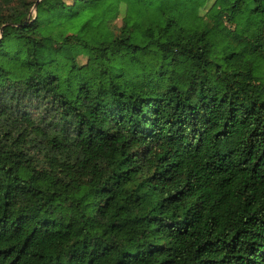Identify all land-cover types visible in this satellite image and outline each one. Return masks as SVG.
Segmentation results:
<instances>
[{
	"label": "trees",
	"instance_id": "16d2710c",
	"mask_svg": "<svg viewBox=\"0 0 264 264\" xmlns=\"http://www.w3.org/2000/svg\"><path fill=\"white\" fill-rule=\"evenodd\" d=\"M0 264H264V0L0 13Z\"/></svg>",
	"mask_w": 264,
	"mask_h": 264
},
{
	"label": "rangeland",
	"instance_id": "374dc122",
	"mask_svg": "<svg viewBox=\"0 0 264 264\" xmlns=\"http://www.w3.org/2000/svg\"><path fill=\"white\" fill-rule=\"evenodd\" d=\"M132 2H141L143 0H130ZM20 2V0H12L11 3H6L3 4L0 0V13L2 14H7L10 9L12 7H14L16 4H18ZM36 13V10L34 9V7L31 9V14L30 15H35ZM202 13H205V10L202 11ZM17 43H20L22 42V39L20 37H17V36H14L13 37ZM81 61L82 63H84V68L82 69V73H86L87 72V69L85 67V58L84 57H81ZM24 110L26 112H29L31 114H33L35 117H39L43 114V107H39L38 104L36 102H28V104H26L24 106ZM56 203H62V198L60 197H57L56 198Z\"/></svg>",
	"mask_w": 264,
	"mask_h": 264
}]
</instances>
